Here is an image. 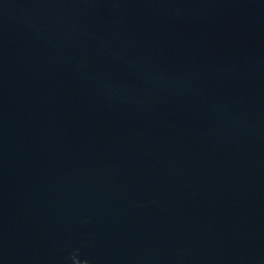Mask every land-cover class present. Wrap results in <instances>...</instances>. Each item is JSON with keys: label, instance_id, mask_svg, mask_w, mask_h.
I'll return each mask as SVG.
<instances>
[{"label": "water", "instance_id": "1", "mask_svg": "<svg viewBox=\"0 0 264 264\" xmlns=\"http://www.w3.org/2000/svg\"><path fill=\"white\" fill-rule=\"evenodd\" d=\"M0 264H264V0H0Z\"/></svg>", "mask_w": 264, "mask_h": 264}]
</instances>
